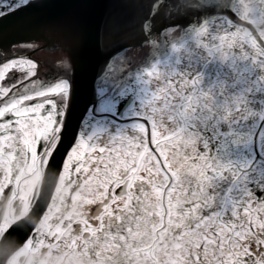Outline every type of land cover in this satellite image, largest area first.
<instances>
[{
	"label": "snow or ice",
	"instance_id": "snow-or-ice-1",
	"mask_svg": "<svg viewBox=\"0 0 264 264\" xmlns=\"http://www.w3.org/2000/svg\"><path fill=\"white\" fill-rule=\"evenodd\" d=\"M0 0L8 264H264V37L243 3ZM53 47L51 60L38 53Z\"/></svg>",
	"mask_w": 264,
	"mask_h": 264
},
{
	"label": "flooded vegetation",
	"instance_id": "flooded-vegetation-1",
	"mask_svg": "<svg viewBox=\"0 0 264 264\" xmlns=\"http://www.w3.org/2000/svg\"><path fill=\"white\" fill-rule=\"evenodd\" d=\"M242 3L243 6L238 13L239 19L235 22L241 38L245 36L251 38L253 34L264 37V0H242ZM37 55L42 59L51 60L58 55V52L55 48L49 47L43 49ZM17 254L18 251L14 250L5 264H8ZM21 264H24L23 260H21Z\"/></svg>",
	"mask_w": 264,
	"mask_h": 264
},
{
	"label": "water",
	"instance_id": "water-1",
	"mask_svg": "<svg viewBox=\"0 0 264 264\" xmlns=\"http://www.w3.org/2000/svg\"><path fill=\"white\" fill-rule=\"evenodd\" d=\"M108 2L109 0H92L91 6L80 10L81 14L85 17L89 24L95 26L100 23L101 18L104 15L105 5ZM218 2L223 5L229 3V0H218ZM12 251L13 250H9V254ZM5 259V253L0 252V264H4Z\"/></svg>",
	"mask_w": 264,
	"mask_h": 264
}]
</instances>
